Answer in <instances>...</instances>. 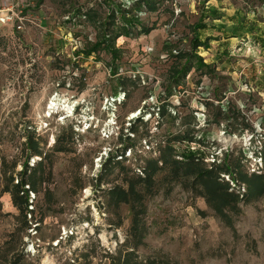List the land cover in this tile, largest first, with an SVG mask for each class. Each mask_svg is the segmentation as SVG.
<instances>
[{
  "label": "rangeland",
  "instance_id": "obj_1",
  "mask_svg": "<svg viewBox=\"0 0 264 264\" xmlns=\"http://www.w3.org/2000/svg\"><path fill=\"white\" fill-rule=\"evenodd\" d=\"M140 1L23 0V30L0 28V264H264V196L244 200L236 171L220 176L241 200L230 225L186 181L158 174L139 237L130 206L110 198L123 186L119 168L104 171L124 152L123 166L137 173L159 142L186 130L199 143L176 148L199 149L207 167L264 174V0H152V12ZM108 7L152 31L117 38V59L77 55L95 41L85 14L104 17ZM201 18L206 28L195 32ZM194 34L211 38L197 50L208 73L191 71L168 91L172 56L189 50ZM118 76L132 80L126 95ZM61 134L71 137L54 151ZM27 139L48 156L50 178L27 193L24 219L2 191L1 171L3 161L11 171L15 164V184L25 164L42 163Z\"/></svg>",
  "mask_w": 264,
  "mask_h": 264
},
{
  "label": "trees",
  "instance_id": "obj_2",
  "mask_svg": "<svg viewBox=\"0 0 264 264\" xmlns=\"http://www.w3.org/2000/svg\"><path fill=\"white\" fill-rule=\"evenodd\" d=\"M139 4L145 6L146 11H155L156 3L152 0H142ZM122 11V10H121ZM98 11H88V20L91 22L95 31V41L90 42L87 47H79V51L75 52L77 55H83L85 58L92 56V54L105 53L110 55L112 59L119 57V51L115 48V41L117 38L124 36L128 37L133 31L140 30L141 34L147 35L152 31L150 27H144L134 16H129V13H119L115 8L108 7L104 17L98 16ZM118 13V14H117ZM119 17V20H115V16ZM117 17V18H118ZM194 25V30H201L206 28L203 18ZM120 22V23H119ZM117 23V24H116ZM211 38L200 40L197 34H194L190 40L189 50H177L173 54V59L169 70L167 71L168 79V91L172 88H177L184 83L186 76L195 71L204 75L208 73L209 65L204 63L201 56L198 55L197 50L200 47L208 48ZM171 45L167 46L168 48ZM170 49V48H169ZM172 51V50H171ZM116 71H111V75L115 76ZM121 90L124 92V87L129 83L132 84L131 78L127 76H118L117 78ZM118 93L115 90L114 95ZM126 95V93L124 92ZM164 114L162 113V116ZM140 119L138 122L140 123ZM135 124V123H134ZM133 132L135 130H132ZM71 136L61 134L58 136L54 143V151H63L68 142V138ZM191 144L199 143L197 139L191 135L188 131H178L175 134H169V138L159 142L156 145V151L158 156L156 158L146 159L143 166L137 168V173L125 168L122 164L124 152L122 155L117 156L120 159H114L109 157L107 160V166L105 173L110 171L116 166L119 168V172L123 177V186H114L110 190V198L115 205L121 203L130 206L132 211L131 218V230L134 236L139 237L141 232V217L143 213V201L148 195L153 193L155 188V177L162 173L164 179L171 183L178 180H184L187 182L188 187L193 193L203 198L208 208L216 215L225 225H230L231 220L228 214H237L238 203L241 202L239 194H236L234 190H231L230 185L225 182L220 176L222 174H228L230 177L233 171L237 172V180L246 183L247 190L242 195L244 200L252 197L264 196V174H245L242 171H238L239 164H212L207 167L204 163V157L199 149L185 148L184 150H178L176 144ZM30 144V145H29ZM26 148L31 149L30 155L38 157L40 154V148L38 144L33 143L27 139L24 144ZM41 157L42 163H37L35 166L29 167L24 165V169L19 175L14 184L15 177L13 170L16 167L13 164L11 171L10 165H7L5 161L3 164L2 178L4 193H9L11 196V202L13 206L17 208L19 213L23 215L28 210L29 198L28 192L35 193L38 187H41L50 178V174L45 172V165L48 162V156L45 154ZM1 164V168H2ZM131 171V172H130ZM233 179V178H231ZM234 180V179H233ZM125 186V187H124ZM29 211H32L29 210ZM30 213V212H29ZM26 223V220H24ZM130 254H127L129 256ZM128 263V260L125 261Z\"/></svg>",
  "mask_w": 264,
  "mask_h": 264
},
{
  "label": "built area",
  "instance_id": "obj_3",
  "mask_svg": "<svg viewBox=\"0 0 264 264\" xmlns=\"http://www.w3.org/2000/svg\"><path fill=\"white\" fill-rule=\"evenodd\" d=\"M19 0H0V26L1 28L10 26L12 30L21 32L23 17L18 10Z\"/></svg>",
  "mask_w": 264,
  "mask_h": 264
},
{
  "label": "crops",
  "instance_id": "obj_4",
  "mask_svg": "<svg viewBox=\"0 0 264 264\" xmlns=\"http://www.w3.org/2000/svg\"><path fill=\"white\" fill-rule=\"evenodd\" d=\"M20 2H23V0H19V3H20Z\"/></svg>",
  "mask_w": 264,
  "mask_h": 264
},
{
  "label": "water",
  "instance_id": "obj_5",
  "mask_svg": "<svg viewBox=\"0 0 264 264\" xmlns=\"http://www.w3.org/2000/svg\"><path fill=\"white\" fill-rule=\"evenodd\" d=\"M0 28H1V26H0Z\"/></svg>",
  "mask_w": 264,
  "mask_h": 264
}]
</instances>
